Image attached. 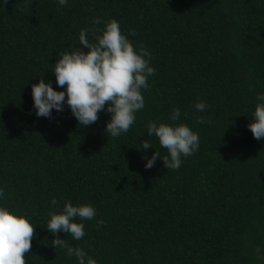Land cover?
Wrapping results in <instances>:
<instances>
[{
  "label": "trees",
  "instance_id": "1",
  "mask_svg": "<svg viewBox=\"0 0 264 264\" xmlns=\"http://www.w3.org/2000/svg\"><path fill=\"white\" fill-rule=\"evenodd\" d=\"M97 17L134 31L129 40L156 70L141 89L145 107L118 138L105 132L106 111L82 127L67 105L52 119L33 109L32 84L63 90L50 66L62 51H88L79 31L94 43ZM261 91L264 0H0V205L35 226L27 264H77L52 246L53 197L96 209L76 221L82 240L58 235L97 264H264V138L247 128ZM174 108L199 133V150L178 170L159 157L146 169L155 151L167 155L147 124L171 123ZM145 140L153 148L143 150Z\"/></svg>",
  "mask_w": 264,
  "mask_h": 264
},
{
  "label": "clouds",
  "instance_id": "2",
  "mask_svg": "<svg viewBox=\"0 0 264 264\" xmlns=\"http://www.w3.org/2000/svg\"><path fill=\"white\" fill-rule=\"evenodd\" d=\"M59 6H66L68 0H56ZM94 25L103 24L93 31L94 43H90L88 29H80L79 45L88 49L82 51L79 47L58 53L54 67L50 66L55 76L56 85L63 90L57 91L51 82L43 78L31 86L33 109L37 117L53 118V110L57 113L67 105L80 126H89L98 120V113L106 111L110 120L106 122L105 132L112 138H118L128 132L136 120V113L145 107L141 89L149 87L148 78L155 75L151 66V53L144 47H136L128 36L135 32H122L116 20L102 21L97 17ZM98 33V34H97ZM107 103V107H105ZM198 112L206 108L203 101L194 105ZM181 110L174 108L169 116L171 123L150 121L147 124L148 136L155 137L160 147L167 149V155L161 156L155 151L150 158H145V168H152L157 158H161L164 166L178 170L182 157L191 156L199 150V133L193 131L187 124L178 123ZM254 122L247 128L257 140L264 138V91L257 93L256 105L252 113ZM197 123L204 124L203 117L197 118ZM143 150L153 148L149 140L142 142ZM5 198L3 188H0V200ZM51 205L59 211L50 210L46 229L53 234L52 246L64 249L65 255L75 258L77 264H97V260L79 245L60 239L59 233H66L74 241H80L85 236L84 224L77 219L92 220L96 209L91 203L74 205L65 201L61 207L55 197ZM35 226L24 215L11 211L0 205V264H27L25 253L31 248Z\"/></svg>",
  "mask_w": 264,
  "mask_h": 264
}]
</instances>
